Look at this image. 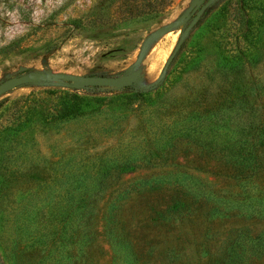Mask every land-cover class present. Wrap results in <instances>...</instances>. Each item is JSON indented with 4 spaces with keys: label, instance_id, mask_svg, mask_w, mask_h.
<instances>
[{
    "label": "rangeland",
    "instance_id": "1",
    "mask_svg": "<svg viewBox=\"0 0 264 264\" xmlns=\"http://www.w3.org/2000/svg\"><path fill=\"white\" fill-rule=\"evenodd\" d=\"M193 1L0 0V83L136 77L130 90L46 80L0 97V264H264V0H214L159 80L189 22L162 31ZM48 90L88 101L50 122L24 103ZM185 124L196 144L183 137L168 157L144 159L162 131ZM199 125L253 143L260 169L241 174L232 154L197 143ZM131 151L136 166L115 170ZM71 196L86 236L69 252L59 238Z\"/></svg>",
    "mask_w": 264,
    "mask_h": 264
},
{
    "label": "trees",
    "instance_id": "2",
    "mask_svg": "<svg viewBox=\"0 0 264 264\" xmlns=\"http://www.w3.org/2000/svg\"><path fill=\"white\" fill-rule=\"evenodd\" d=\"M246 3V2H244ZM253 10V9H252ZM126 90H130V88H126ZM80 91H64V90H48L40 93H32L26 97V99L31 98L30 100H26L24 103L27 104L25 107L28 108L30 111L39 110V112L44 116L46 120L50 122H60L64 121L72 117L77 111H79L82 106L88 101V98H85L80 95ZM143 92L136 93V96L139 98H143ZM18 115H20V110L17 109ZM16 120H20L19 116H16ZM18 125L20 122L17 123ZM185 124L184 127H171L167 128L161 132L159 137H155L153 141V148H150L147 153L144 151V159L150 157V160H162L164 157H168L170 152L174 149L175 143L183 137L192 139L196 144V131L193 130L192 126H187ZM199 132L200 142L197 143L202 144L201 137L204 136L210 139V145L218 151V153H226L227 155H233L239 164V172L241 174L245 172H249V174H254L256 171L260 169L261 160H258L257 149L253 143L247 142V139H243L241 141L235 140L232 137V141L225 140L221 142L219 139H216L212 136L208 131H206L201 125H199ZM235 140V141H234ZM262 141L260 142V144ZM132 151L129 154H126L125 158L121 161H116L115 170L117 168H121L122 170H131L136 165V162L140 160V157H134L132 155ZM142 154V155H143ZM241 158V160H239ZM110 168V167H109ZM111 170L107 171V175L111 174ZM183 179L181 180L178 176L175 182L181 186ZM245 185V183H244ZM85 190L88 192V187H84ZM180 191V189L177 187ZM190 187H187L186 190H189ZM96 190V187H95ZM181 192V191H180ZM71 195V194H70ZM125 197L124 192L119 195V199H123ZM73 196H71L68 200V203H71L72 206L67 207V209L63 210V214L65 218H61L64 226L62 228V236L59 241V244L62 245L63 248L61 250L67 248L69 252H71V247L74 245H78L84 237L86 236L85 229H81L77 231L74 226H76L75 221H79L81 219V213L77 210V208L73 205ZM87 204V201H85ZM74 207V210H73ZM175 209L179 211V207L185 208L187 207L185 204H177L174 206ZM84 209H87L85 207ZM90 218L89 213L83 215L82 220H85V224H87ZM82 237V239H81ZM81 239V241H80ZM264 243V239L261 240ZM123 244V243H122ZM73 248V247H72ZM61 254H64L60 251ZM71 254V255H70ZM72 253L65 254V259L71 261ZM74 264L73 260L71 264Z\"/></svg>",
    "mask_w": 264,
    "mask_h": 264
},
{
    "label": "water",
    "instance_id": "3",
    "mask_svg": "<svg viewBox=\"0 0 264 264\" xmlns=\"http://www.w3.org/2000/svg\"><path fill=\"white\" fill-rule=\"evenodd\" d=\"M213 1L214 0H194L187 12L180 15L172 26L162 31V33H166L167 31L173 28H177L180 25L189 22L187 27L180 34V37L178 38V41L172 53L168 57L162 69V73L159 77V80L163 78L169 65L171 64V62L179 52L189 32L196 26V24L203 16L204 12L210 7ZM46 80L59 82L65 88L86 91L94 88H104V87H119L122 89L132 88V86H134L136 82V77L134 75H128L123 77L73 76L64 73H56L52 75L43 74V73L18 75L0 83V97L17 87L28 86L32 83H36L38 81H46ZM158 82L159 81H157V83Z\"/></svg>",
    "mask_w": 264,
    "mask_h": 264
}]
</instances>
